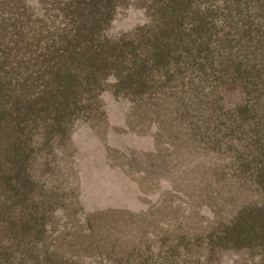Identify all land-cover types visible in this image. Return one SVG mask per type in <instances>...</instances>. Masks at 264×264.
<instances>
[{
    "label": "trees",
    "instance_id": "1",
    "mask_svg": "<svg viewBox=\"0 0 264 264\" xmlns=\"http://www.w3.org/2000/svg\"><path fill=\"white\" fill-rule=\"evenodd\" d=\"M130 6L144 24L113 35ZM38 8L0 0V180L27 172L39 132L44 145L55 133L64 139L111 78L114 98L173 99L194 140L227 154L261 194L215 237L247 251V264H264V0H38ZM232 93L241 101L229 108ZM33 206L17 220L0 210V264H75L20 251L24 238L43 235V207Z\"/></svg>",
    "mask_w": 264,
    "mask_h": 264
},
{
    "label": "rangeland",
    "instance_id": "2",
    "mask_svg": "<svg viewBox=\"0 0 264 264\" xmlns=\"http://www.w3.org/2000/svg\"><path fill=\"white\" fill-rule=\"evenodd\" d=\"M26 1L39 12L38 0ZM144 22L143 10L130 6L111 33ZM110 83L64 139L55 133L44 145L40 132L34 137L25 174L0 180V210L12 218L31 201L43 207L42 237L30 234L20 251L75 264H247V251L218 247L215 236L261 194L233 173L227 154L194 140L173 99L133 103L114 98ZM240 101L238 93L225 98L229 108Z\"/></svg>",
    "mask_w": 264,
    "mask_h": 264
}]
</instances>
